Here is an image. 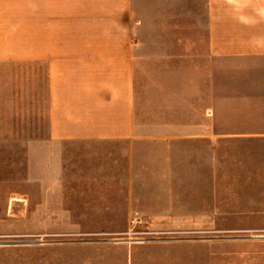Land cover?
Here are the masks:
<instances>
[{
  "label": "rangeland",
  "instance_id": "374dc122",
  "mask_svg": "<svg viewBox=\"0 0 264 264\" xmlns=\"http://www.w3.org/2000/svg\"><path fill=\"white\" fill-rule=\"evenodd\" d=\"M178 1L133 0L131 140H51L46 71L0 63V264H264V55Z\"/></svg>",
  "mask_w": 264,
  "mask_h": 264
},
{
  "label": "crops",
  "instance_id": "0c3cea01",
  "mask_svg": "<svg viewBox=\"0 0 264 264\" xmlns=\"http://www.w3.org/2000/svg\"><path fill=\"white\" fill-rule=\"evenodd\" d=\"M133 6V0H0V63L27 61L46 71L51 140L136 136ZM203 6L201 37L210 58L245 55L247 68L246 60L264 55V0ZM261 137L264 129L245 127V138Z\"/></svg>",
  "mask_w": 264,
  "mask_h": 264
}]
</instances>
